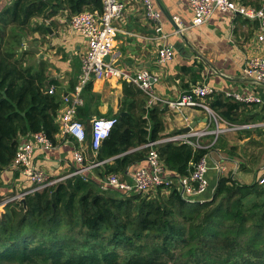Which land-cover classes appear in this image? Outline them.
<instances>
[{
	"label": "trees",
	"instance_id": "trees-1",
	"mask_svg": "<svg viewBox=\"0 0 264 264\" xmlns=\"http://www.w3.org/2000/svg\"><path fill=\"white\" fill-rule=\"evenodd\" d=\"M59 9L70 16L84 9L101 12L103 3L11 0L0 9V173L32 133L42 130L58 142L62 93L48 92L56 80L48 78L43 59L31 61L35 51L23 40L30 31L46 32L34 19L53 17ZM123 91L120 112H127L117 114L96 155L113 157L100 172L104 177L147 161L149 147L143 144L158 139L164 128L162 107L149 106L132 82L123 80ZM157 148L172 177L189 174L208 152L176 142ZM102 179L75 174L27 193L24 201H8L0 211V264H264L259 180L242 184L222 176L211 199L190 201L176 182L143 193L103 188ZM4 197L0 192V202Z\"/></svg>",
	"mask_w": 264,
	"mask_h": 264
},
{
	"label": "crops",
	"instance_id": "crops-1",
	"mask_svg": "<svg viewBox=\"0 0 264 264\" xmlns=\"http://www.w3.org/2000/svg\"><path fill=\"white\" fill-rule=\"evenodd\" d=\"M263 1L244 0L243 3L257 8ZM125 2L123 15L114 20L115 51L112 55L114 62L119 61L118 65L131 73L141 68H148L156 73L155 92L163 98L156 105L164 109V128L159 133L160 137L186 132L185 128L189 125L192 126L190 129L215 127L205 109L190 106L178 109L168 103L180 97L195 83H207L214 87L215 93L204 100L224 120L249 124L241 128L243 130L264 125V82H255L244 72L248 57L263 50L262 43L256 37L257 19L232 11L216 10L206 22L196 25L192 22L193 13L188 0H153L155 8L162 13L165 33V36L153 38L158 32L155 23L145 15L143 1ZM70 17L67 9H59L53 17L39 16L34 19L38 24H45L47 30L42 33L36 31L39 42L36 41L34 46L39 51L34 52L33 60L43 59L46 62L48 78L56 80L53 85L62 95L74 98L81 87L80 96L83 101L77 105L76 117L84 122L86 128L91 129L93 117L121 114L124 79L93 78L90 87L85 89V84H82V55L86 42L82 34L71 30ZM175 17L179 22L175 21ZM165 44L174 47V57L160 63L157 51ZM227 91H251L261 96L262 101L249 103L236 100L227 96ZM225 112L230 118L223 114ZM237 137L241 142H249L248 137ZM57 139L58 142L53 148H36L34 153L36 166L43 168L53 178L71 173L77 165L73 157V138L58 134ZM195 139L202 144L201 148L208 149L209 187L201 194L204 200L211 199L222 176L242 184H250L264 175V160L256 165L250 154L243 157L239 152H229V139L225 133L222 132L215 138L212 134H205ZM84 146L87 159H96L90 147V133ZM112 158L108 157L102 164L92 167L89 174L104 179L100 172L105 162ZM147 165L144 161L141 165H131L119 173L131 179L135 169ZM30 185L28 177L13 164L0 173V192L5 196L13 195ZM3 208L0 206V211Z\"/></svg>",
	"mask_w": 264,
	"mask_h": 264
},
{
	"label": "built area",
	"instance_id": "built-area-1",
	"mask_svg": "<svg viewBox=\"0 0 264 264\" xmlns=\"http://www.w3.org/2000/svg\"><path fill=\"white\" fill-rule=\"evenodd\" d=\"M145 7V15L155 23V29L158 32L153 38L165 36L162 26V13L155 8L153 0H142ZM193 13V24H202L206 22L216 10L232 11L257 19L258 30L257 40L262 43V52L255 53L248 57L244 72L255 82H264V1L260 7H250L237 0H188ZM103 9L98 10L84 9L76 12L70 17V28L83 35L86 47L82 55V84H86L93 78L119 77L137 85L148 96L147 104L155 105L163 98L155 92L154 82L157 75L148 68H141L134 73L122 69L114 62L115 51V32L116 26L114 20L121 17L125 10V0H102ZM175 21L179 19L175 17ZM180 30V29H179ZM175 49L172 45L165 44L159 47L158 61L165 63L174 57ZM111 54V59L106 60L105 56ZM80 88L74 98L62 95L63 105L59 114L60 135L71 136L74 138L75 146L73 157L77 165L75 169L64 176L50 177L43 168L36 166L34 162V153L36 148L45 150L55 146L48 135L40 130L31 134L29 138L22 140L16 150L12 164L19 167L22 173L31 181L29 188L16 192L13 195L5 196L0 202L3 206L15 198L22 199L29 192H33L43 187L64 179L65 177L81 174L83 176L89 170L102 164L105 160H88L85 154V140L87 137L86 126L82 120L76 117L77 105L81 104L83 99L80 96ZM55 86L49 87L48 92H55ZM215 93L214 87L207 83L192 84L185 90L180 97L168 101L174 108L182 107H200L208 112L210 122H214V128L190 129L175 135L163 136L158 139L149 140L143 146L149 147L147 152V166H140L132 174L133 183L128 182L123 174L119 172H110L102 179L103 188H117L127 192L147 193L159 185H170L176 182L181 194L190 201H203L201 196L208 187L209 179L207 171L210 167L207 153L203 155L191 169L190 173L183 176L172 177L168 172L166 165L160 157L157 145L162 142L188 143L195 149L201 148L202 144L195 138L205 134H212L217 137L220 133L230 130H239L248 125L233 123L224 120L210 105L204 100L206 97ZM227 96L244 102L262 101L261 96L254 92H231L227 91ZM116 116H95L91 120L90 147L97 155V151L103 140L110 134L113 126L117 122ZM260 183H264V175L258 178Z\"/></svg>",
	"mask_w": 264,
	"mask_h": 264
},
{
	"label": "rangeland",
	"instance_id": "rangeland-1",
	"mask_svg": "<svg viewBox=\"0 0 264 264\" xmlns=\"http://www.w3.org/2000/svg\"><path fill=\"white\" fill-rule=\"evenodd\" d=\"M9 1L0 0V9L4 7L6 4H9ZM33 23L36 24V22H33ZM38 33H42V32L39 31ZM28 34L29 35L25 36L23 40L24 46H31V45H34L36 41L39 42V40L36 38L37 36L36 32L30 31L28 32ZM33 59L34 57L31 58V61H33ZM245 129L247 130L239 129V130H230V131L223 132L225 133V135H227L229 139L228 146H227L228 151L232 153L239 152L243 157H247L250 154V157L256 162V165H260L264 160V125H255V126L245 128ZM237 135H239V137L241 138L248 137L249 142H246V143L241 142L240 139L237 137ZM125 179L128 182L133 183V178L131 179L125 178ZM166 264H173V261L170 260Z\"/></svg>",
	"mask_w": 264,
	"mask_h": 264
},
{
	"label": "water",
	"instance_id": "water-1",
	"mask_svg": "<svg viewBox=\"0 0 264 264\" xmlns=\"http://www.w3.org/2000/svg\"><path fill=\"white\" fill-rule=\"evenodd\" d=\"M26 48L29 49V50L35 51V52H38L39 51V48H37L34 45L26 46ZM111 56H112L111 54H107L105 56V59L106 60H110L111 59ZM115 64H119V61L115 62ZM125 113H126V111H121V115H124ZM191 127H192L191 125H189L188 127H186L185 128V131L190 130ZM22 200L24 201V197L22 198Z\"/></svg>",
	"mask_w": 264,
	"mask_h": 264
}]
</instances>
